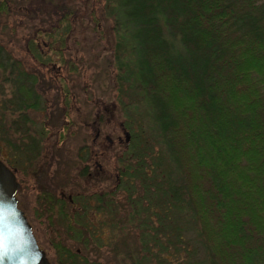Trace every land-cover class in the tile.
I'll return each instance as SVG.
<instances>
[{
  "label": "trees",
  "instance_id": "trees-1",
  "mask_svg": "<svg viewBox=\"0 0 264 264\" xmlns=\"http://www.w3.org/2000/svg\"><path fill=\"white\" fill-rule=\"evenodd\" d=\"M14 1L0 0V12ZM104 2L94 21L111 22V45L95 56V76L131 137L111 186L79 189L74 179L71 201L39 189L56 264H264V0ZM63 3L27 48L74 70L62 50L78 10ZM41 81L0 38L5 164L28 167L41 154L50 129H32L29 115L51 108Z\"/></svg>",
  "mask_w": 264,
  "mask_h": 264
},
{
  "label": "rangeland",
  "instance_id": "rangeland-1",
  "mask_svg": "<svg viewBox=\"0 0 264 264\" xmlns=\"http://www.w3.org/2000/svg\"><path fill=\"white\" fill-rule=\"evenodd\" d=\"M62 2L72 3L78 10L71 17V29L65 36L62 50L64 58H70L76 67L74 70L69 69L68 63L57 60L58 55L49 49L48 37L39 32L36 35L37 46L45 53L49 49L51 59L41 63L27 48L29 38L33 37L37 29H49L55 25L59 13L65 10L59 5ZM104 6V0H16L10 2L8 11L0 12L2 42L15 57L21 59L25 68L39 74L43 87L41 92L47 105L51 106L47 112H29L33 119L32 129H42V122L50 129L42 138L37 163L33 162V165L24 168L21 163L15 165L18 158L15 161L6 160L9 168H16V179L21 183L17 193L18 203L27 214L40 246L50 258L54 257L51 243L54 234L48 218L38 209L36 195L39 189L54 187L57 193L63 190L72 194L74 179H77L79 189L98 190L111 186L117 176L116 153L123 147V142L119 143L117 138L124 139L121 130L122 108L108 94L104 84L99 85L101 82L95 76L98 69L95 56L105 52L111 45V22L94 21L95 17L105 13ZM94 24H97L96 28H93ZM53 76L60 78V81H55L51 78ZM67 91H70L69 94H66ZM55 107L58 109L54 110ZM97 125L102 130V140L99 142L92 141ZM59 130L62 131L60 138ZM103 133L110 135L114 143L109 144ZM57 152L61 160L53 156ZM93 159L102 165V170L97 169ZM87 161L93 173L82 177L81 170H84ZM51 171L53 174L50 179L48 173ZM43 174L47 176L46 182L39 181Z\"/></svg>",
  "mask_w": 264,
  "mask_h": 264
},
{
  "label": "water",
  "instance_id": "water-1",
  "mask_svg": "<svg viewBox=\"0 0 264 264\" xmlns=\"http://www.w3.org/2000/svg\"><path fill=\"white\" fill-rule=\"evenodd\" d=\"M123 134L129 140V131L124 129ZM18 186L14 170L0 159V264H51L18 206Z\"/></svg>",
  "mask_w": 264,
  "mask_h": 264
},
{
  "label": "flooded vegetation",
  "instance_id": "flooded-vegetation-1",
  "mask_svg": "<svg viewBox=\"0 0 264 264\" xmlns=\"http://www.w3.org/2000/svg\"><path fill=\"white\" fill-rule=\"evenodd\" d=\"M58 109V107H55L54 108V110H57ZM50 110H51V108H50ZM53 110V109H52ZM54 113V112H53ZM59 116L61 117L62 116V114H59ZM124 129H126V130H128L127 128H125L124 126H122L121 125V130L123 131ZM129 131V130H128ZM129 133H130V131H129ZM104 134V133H103ZM109 136V137H108ZM130 137H131V134H130V136H129V139H130ZM104 138L108 141V143L109 144H113L114 143V140H113V138L112 137H110V135H105L104 134ZM102 140V130H101V128L97 125L96 126V128H95V134H94V136H93V138H92V141H97V142H99V141H101ZM117 141L119 142V143H122V142H125V136H124V139H122V138H117ZM52 160V159H51ZM53 161V160H52ZM35 163H37V159L34 161ZM93 162H94V164L96 165V167H97V169L100 171V170H102V165L96 160V159H93ZM21 166L22 167H26V164H25V161L24 160H22V162H21ZM12 170H14V173H15V170H16V168L15 167H13V169ZM84 171L89 175V176H91V174L93 173V170H90V164L88 163V161L86 162V164H85V166H84ZM45 173V172H44ZM52 174H53V171H51V173H48V175H49V178L51 179L52 178ZM16 176V175H15ZM46 178H47V176H45L44 174L40 177V180L39 181H42L43 180V182H46ZM17 180V179H16ZM49 180V179H48ZM19 182V186H18V188H17V191H16V197H17V193H18V189L20 188V186H21V183H20V181H18ZM45 189H47V187L45 188ZM54 195H56L55 193H54ZM58 196L59 197H62V198H65V199H67V200H70L71 201V198H72V195L70 194V193H66L65 191H63V190H60L59 191V193H58ZM47 196L46 195H43L42 197H37V195H36V202L38 201V203H42V206H45V205H47ZM17 203H18V197H17ZM39 205V204H38ZM18 206L21 208V206L19 205V203H18ZM22 209V208H21ZM23 210V209H22ZM24 211V210H23ZM24 213H25V211H24ZM25 215H26V217H27V219H28V216H27V214L25 213ZM43 215H45L46 216V218H47V215H46V213H43ZM28 221H29V219H28ZM30 222V221H29ZM31 224V223H30ZM31 226H32V224H31ZM32 229H33V227H32ZM34 232V231H33ZM35 234V233H34ZM36 236V235H35ZM36 239H37V237H36ZM38 241V240H37ZM38 244H39V242H38ZM39 246H40V244H39ZM41 247V246H40ZM47 254V253H46ZM48 256V255H47ZM48 259L50 260V262H51V264H56V261H55V258L54 257H52V258H50L49 256H48Z\"/></svg>",
  "mask_w": 264,
  "mask_h": 264
}]
</instances>
